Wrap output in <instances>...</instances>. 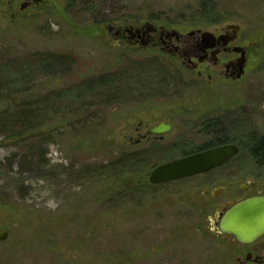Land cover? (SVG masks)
<instances>
[{"label":"rangeland","instance_id":"374dc122","mask_svg":"<svg viewBox=\"0 0 264 264\" xmlns=\"http://www.w3.org/2000/svg\"><path fill=\"white\" fill-rule=\"evenodd\" d=\"M24 3L0 0V264H227L234 244L215 236L218 213L264 196V167L238 139L264 134V0H41L21 11ZM141 26L238 28L237 43L251 54L247 72L208 91L158 49L114 40L115 31ZM47 54L73 64L45 70L36 59ZM106 76L115 83L103 84ZM24 112L32 121L21 129L12 118ZM163 122L173 126L164 142L128 144ZM220 135L240 145L229 162L136 194L153 167ZM128 153L142 157L138 173L101 175ZM188 205L204 207L203 216ZM179 226L188 240L167 245ZM236 246L244 260L247 249Z\"/></svg>","mask_w":264,"mask_h":264},{"label":"flooded vegetation","instance_id":"af4514ba","mask_svg":"<svg viewBox=\"0 0 264 264\" xmlns=\"http://www.w3.org/2000/svg\"><path fill=\"white\" fill-rule=\"evenodd\" d=\"M127 29V28H126ZM134 34L137 38L140 37V39H147L148 40V47H151L153 49H158L160 52L167 55L170 59V61H177L180 63L181 67L184 68L186 71H188L190 74H193L196 77V80L198 82H206V89L208 91L222 88L223 86L228 85H234L235 83H238L241 81L248 68L249 64V58H250V51L249 47H242L237 43L238 41V32L236 34H233V27H224V28H218L215 26V28H211L210 31H207L203 28H198L194 30L187 31H174V30H165L163 27H133ZM124 28H121L118 30L119 35L117 37V42L121 46L123 44L122 41H126L128 46L137 45L139 40L134 41H128L129 34L124 31ZM136 31H139V33H136ZM204 33H209L211 35V43L213 45L212 49H202V36ZM243 60V65L241 64V61ZM239 66H243V71L240 74ZM224 83V85L222 84ZM205 89V88H204ZM210 89V90H209ZM165 123V122H163ZM168 124V123H165ZM172 126V124H169ZM173 129V126H172ZM139 130L136 129V132ZM150 129H147L146 132L139 137L135 142H132V139H128V144L130 146H139L142 143H162L164 142L165 137L169 134H165L162 136H152L148 135V131ZM172 131V130H171ZM140 134H137L139 136ZM132 144V145H131ZM219 146V145H218ZM218 146H212L209 148H200L199 150L190 153L186 156L196 154L199 152H203ZM222 146V145H221ZM197 177L184 179L181 181H187L192 180ZM139 183L137 186V193L139 195L141 193L142 196L145 194L153 195V193L161 188H164L165 186L169 184H163V185H155L151 186L147 182L146 177H141L139 179ZM202 186L200 183H198L195 187L192 189L194 191H198ZM145 190V191H144ZM152 193H146L147 191ZM144 191V192H143ZM255 197H264V196H255ZM252 198V197H251ZM248 199V198H245ZM243 199V200H245ZM233 201L228 202L226 206H224L220 212L217 215L216 223L214 225V234L217 237H220L221 239L227 241L229 240L231 244L233 243L234 247L229 249L228 254H226V263L227 264H264V243L261 245V242L264 239V236L260 238L257 242L251 244V245H242L237 243L232 237L224 235L220 233L218 229V222L220 219V216L223 215L231 205L243 201ZM188 208L191 210L193 209L198 211L200 210L198 216H203L204 214V207H190L188 205ZM204 222V220H203ZM187 228L186 226H179L177 229H175V235H173L172 242L168 243L167 245L178 244L186 240H188L187 237ZM186 233V234H185ZM197 238L199 240V245L203 249L204 247V241H205V232H204V225H198L197 226ZM241 245L246 250V255L243 258L241 255H239V252L237 250L236 245ZM236 246V247H235ZM203 250L198 252V259H203ZM244 253V252H242ZM188 264V263H184ZM204 264V263H202Z\"/></svg>","mask_w":264,"mask_h":264},{"label":"water","instance_id":"95a60500","mask_svg":"<svg viewBox=\"0 0 264 264\" xmlns=\"http://www.w3.org/2000/svg\"><path fill=\"white\" fill-rule=\"evenodd\" d=\"M30 3H41V0H25L20 10H24ZM113 28H109L112 32ZM129 34L128 41L139 40L141 48L148 47L147 39H140L135 36L133 27L124 30ZM238 28L233 27V34H236ZM139 33V31H136ZM118 31L113 33L114 40L117 41ZM211 35L204 33L202 36V49H212ZM243 65V60L241 64ZM243 66H239L240 77ZM172 126L160 123L148 131V135L162 136L170 133ZM239 144H226L218 146L203 152L192 154L179 159L171 160L161 165L155 166L146 175L147 182L151 186L169 184L184 179L193 178L199 175L207 174L215 169L220 168L240 153ZM246 191L247 188H241ZM220 233L232 237L237 243L242 245H251L264 236V197H252L237 202L220 216L218 222ZM7 239V232L0 233V242Z\"/></svg>","mask_w":264,"mask_h":264},{"label":"trees","instance_id":"16d2710c","mask_svg":"<svg viewBox=\"0 0 264 264\" xmlns=\"http://www.w3.org/2000/svg\"><path fill=\"white\" fill-rule=\"evenodd\" d=\"M203 15L204 12L202 11V13L199 14V16L202 18ZM36 60H37L36 63L40 64V66H43L45 70L61 69V72H66L68 70V67L71 64H73V59L70 56L63 54H47L44 57L37 58ZM101 82L105 85L111 86L113 83H115V79L106 76L105 78L101 79ZM31 121H32V115L29 116L25 114V112L19 114L18 117L16 118L15 117L12 118V122L20 123V126L18 127H20L21 129L24 128L26 123H29ZM3 124H4L3 129L8 130L10 128L9 126L10 121L8 122L6 121ZM210 128L217 130L219 126L214 124L210 126ZM21 133H23V130L20 132V134ZM238 139L239 140L241 139L240 141L242 142L244 150L248 153V155L254 161V163L258 166L264 167V134L259 135L256 134L255 132H249L247 136L238 137ZM212 144L213 145L205 146L204 148H209L218 145L221 146L232 143L228 141L226 136L225 137L221 136L216 138L215 144L214 143ZM126 157L127 159H125L124 162H121L120 158L114 159L108 166H106V168H104V172L101 175L102 176L106 175L107 179L117 180L120 177H122L124 174H130V173L133 174V172L138 173L141 170L140 159L142 157L141 158L135 157L133 153L126 154ZM137 163L139 166H137Z\"/></svg>","mask_w":264,"mask_h":264}]
</instances>
